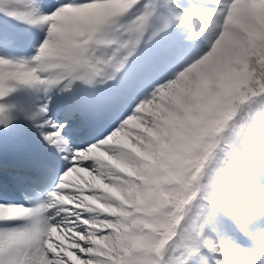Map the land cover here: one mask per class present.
Instances as JSON below:
<instances>
[{"label":"snow or ice","instance_id":"6c2138e0","mask_svg":"<svg viewBox=\"0 0 264 264\" xmlns=\"http://www.w3.org/2000/svg\"><path fill=\"white\" fill-rule=\"evenodd\" d=\"M201 4L60 0L45 12L39 0H0V12L46 31L31 60L0 56V99L21 86L66 91L83 82L111 85L103 102L117 108L186 52L177 43L133 64L142 44L174 24L215 36L87 147L70 143L49 104L30 117L42 118L37 127L65 166H41L46 179L27 205L0 203V264H191L204 248L223 257L216 264H250L237 259L249 250L206 230L223 214L264 242V141L249 143L264 128V0ZM225 105L226 127L216 119ZM9 113L0 103V125Z\"/></svg>","mask_w":264,"mask_h":264},{"label":"rangeland","instance_id":"374dc122","mask_svg":"<svg viewBox=\"0 0 264 264\" xmlns=\"http://www.w3.org/2000/svg\"><path fill=\"white\" fill-rule=\"evenodd\" d=\"M39 3L42 5L43 10L48 12L53 6L60 3V0H41ZM3 21L6 22L5 20ZM9 22H11L12 26L3 25L0 22V56L14 62L31 60L38 54V48L46 36V31L41 27L27 23L25 24L30 27L28 29L22 28L20 27L22 22L16 19ZM214 39L215 36L211 33L207 36H199L191 29L184 32L182 40L178 42L186 49L184 57L170 61L148 84L142 85L127 99L126 103L117 108H110L103 102L104 97L108 95L112 87L111 85L96 84L92 86L83 82L77 85L78 82H75L70 90L62 91V86H57L53 87L50 92L45 91V86H21L16 88L6 98L1 100L2 103H6L8 107L12 108L13 116L17 117V124L12 133L0 134V160L9 161L14 159L29 167L33 164V159L41 162V159L37 157V151H47L45 150L46 148L49 150V159H51L50 156L52 155L54 160L51 162L44 160V163L62 170L65 162L62 158L56 159V154L59 152L44 139L40 129L37 127V123L42 122V118L37 117L36 120L30 118L39 111L42 105L49 104L48 117L57 123L67 124L65 134L74 147H87L105 138L108 133L115 129L140 100L152 91L155 85L171 79L173 74L184 68L189 60H194L198 54H205L210 50V42H214ZM148 42H146V45ZM148 46H150V43H148ZM24 91H27L30 96H22L21 92ZM49 98H51L50 103ZM81 101L89 105L90 120L97 123L96 127L91 129L93 131L91 137L95 138L92 141H85L89 136V131L86 128L76 126L78 120L82 118L81 116L79 117V113L85 112L86 109V107L82 110L78 108V103ZM78 117L79 119H77ZM48 130L50 131L51 129ZM104 158H107L106 155ZM87 163L94 164L95 162L88 161ZM13 186H21L27 189L33 187L31 186L30 188V184H26L20 179L13 183ZM17 194L25 200V196L31 193L17 189ZM1 199L4 201L3 197ZM11 199L12 203H9V200L4 202L6 204L27 205L22 202L23 200ZM14 223H21V221H15ZM259 240L260 238L257 236V241ZM222 241L228 242L237 248L249 250L247 256L237 257L239 261H248L250 264H264V242L254 241L245 235L234 222H232V225L226 226L222 234ZM218 258L223 257L213 253L208 264H216Z\"/></svg>","mask_w":264,"mask_h":264},{"label":"trees","instance_id":"16d2710c","mask_svg":"<svg viewBox=\"0 0 264 264\" xmlns=\"http://www.w3.org/2000/svg\"><path fill=\"white\" fill-rule=\"evenodd\" d=\"M181 3L184 7L186 8H190L192 5H196L197 7H199V4L195 3L193 0H181ZM163 15H158L157 17L154 18V26L156 28H159L162 26L163 21H164V16L167 15L166 11L161 10ZM3 20H5L7 23H10L8 19L6 18H2ZM180 24H174L170 29L161 32L158 36H156L154 39L158 45L159 41L162 39H165L164 45L165 46H170L171 43L178 39L179 35H181V33L178 32V27ZM186 28H191L190 26L186 25V24H182L181 25V29L180 31L182 33H184V31L186 30ZM5 114H0V118H3ZM229 115L228 112V108L227 105H225L224 108H222L220 110V112L217 114L216 119L223 122V126L226 127V124L229 122L227 121V117ZM239 119V117H238ZM241 123H243V116H241ZM14 122L13 119L11 121V123H9L7 125V127H5L7 130H10L11 127L13 126ZM3 125H0V127ZM261 141H264V128H257L249 137V143L251 144H256L259 143ZM254 167V166H253ZM229 218L223 214H218L216 216H214L211 219V222L209 224V226L207 227L206 230V234L209 238L213 239L215 242L217 243H223L222 239H221V235H222V228H223V224L225 221H228ZM230 221V220H229ZM211 250H209L208 248H204L199 255L193 257L191 264H205L206 261H208V253Z\"/></svg>","mask_w":264,"mask_h":264},{"label":"bare ground","instance_id":"6f19581e","mask_svg":"<svg viewBox=\"0 0 264 264\" xmlns=\"http://www.w3.org/2000/svg\"><path fill=\"white\" fill-rule=\"evenodd\" d=\"M89 110V105L87 104L86 105V111H88ZM50 118V117H49ZM83 118H85V116L83 117ZM95 139V138H94ZM94 139H92V140H94ZM89 140V139H88ZM87 141V140H86ZM82 143V142H81ZM14 161V160H13ZM25 204H27V202L25 203Z\"/></svg>","mask_w":264,"mask_h":264}]
</instances>
